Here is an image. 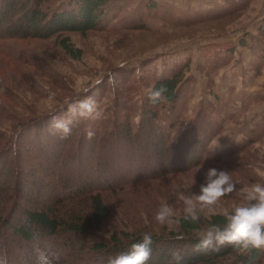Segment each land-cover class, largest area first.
<instances>
[{
    "label": "trees",
    "instance_id": "obj_1",
    "mask_svg": "<svg viewBox=\"0 0 264 264\" xmlns=\"http://www.w3.org/2000/svg\"><path fill=\"white\" fill-rule=\"evenodd\" d=\"M130 1L0 0V44L56 38L65 53L78 60L83 53L66 35L107 32L118 25L126 30H145L150 17L171 22V11L163 13L164 7L155 0H142L136 11L126 14ZM243 8L234 7L210 19L229 17ZM196 20L179 23L192 25ZM257 32L249 35L251 40L264 44V20ZM247 41L243 37L239 44L244 47ZM222 46L225 56L219 58L218 52L211 59L214 70L236 50L232 42ZM17 58L12 60L17 62ZM22 63L37 66V62L27 59ZM189 68L190 63L185 62L160 77L143 78L141 85L146 92L140 104L136 98L141 89L130 80L124 94L120 92L123 101H117V110L121 118L111 130L104 124L80 123L66 139L53 134L49 125L53 116L65 115L67 106L21 119L10 112L7 102H12L11 91L0 84V257H6L7 264H38V249L47 256V264H108L109 258L141 242L144 233H150L153 240L146 264H263L264 249L241 253L224 245L219 251L195 250L210 225L226 224L224 213L207 217L201 214L197 223L185 221L182 214L172 230L153 225L131 227L130 223L112 220L114 208L107 195L125 193L224 158L230 160L255 144L254 139H248L228 153L205 161L207 146L220 127L204 124L200 118L195 122L198 125H194V134L171 140L157 121L166 104L171 114L180 116L187 101L184 84ZM110 78H114L112 83ZM117 78L107 77V87H103V80L96 89L114 90ZM161 86L167 88L166 100L153 103L149 93ZM58 88L68 87L62 82ZM6 120L13 124L11 135L2 130ZM175 125L173 122L171 128ZM88 129L95 133L91 140L86 137ZM234 167L235 172L240 168ZM233 194L237 195L229 196ZM240 198L243 200V196ZM177 252L179 261L173 257Z\"/></svg>",
    "mask_w": 264,
    "mask_h": 264
},
{
    "label": "rangeland",
    "instance_id": "obj_2",
    "mask_svg": "<svg viewBox=\"0 0 264 264\" xmlns=\"http://www.w3.org/2000/svg\"><path fill=\"white\" fill-rule=\"evenodd\" d=\"M141 1L131 0L124 12L133 13ZM155 1L164 7L163 13L171 11L169 17L173 24L150 17L145 30H126L118 25L107 32L66 35L83 53L78 60L66 54L59 44L60 39L56 38L1 43L0 84L11 91L12 102H7L9 110L21 119L32 114L45 115L58 106L62 108L68 103L92 97L103 116L99 120L80 123L88 126L104 124L111 130L121 118L117 101L118 104L123 101L120 92L124 94V87L130 80L141 89L136 98L140 104L146 92L141 85L143 78L160 77L189 62L188 82L184 84L187 101L180 116L171 114L169 104H166L157 121L171 140L188 138L200 118L204 124L213 123V126L220 127L217 136L207 146L205 161L228 153L233 146L243 145L248 139L256 142L230 160L224 158L185 173L171 174L125 193L107 195L114 208V222L130 223L131 227L135 224L138 227L153 225L172 230L175 223L159 224L154 219L156 211L168 203L176 211L175 219L184 214L178 194L198 193L210 168L229 172L238 190L256 183L264 184V44L252 41L249 36L257 35L264 20V0ZM243 6L232 16L210 19ZM192 18L197 19L192 25L179 23ZM243 37L248 40L244 47L239 44ZM231 42L236 50L214 70L211 59L218 52H221L219 58L225 56L222 45ZM251 54L255 59L249 60ZM15 56L20 62L14 61ZM24 59L37 62V66L23 64ZM121 63L125 67L121 68ZM112 75L118 77L114 90L96 89L101 81H105L103 87H107L108 82L104 79ZM62 82L67 90L58 88ZM89 91L94 94L87 96ZM53 93L55 101L49 104L48 97ZM134 122L137 123L138 118ZM173 122L176 125L172 129ZM2 126L6 134L13 133V124L9 120ZM235 165L240 167L237 172ZM233 193L237 195L221 199L215 213H230L234 206L243 203L240 198L243 194Z\"/></svg>",
    "mask_w": 264,
    "mask_h": 264
},
{
    "label": "clouds",
    "instance_id": "obj_3",
    "mask_svg": "<svg viewBox=\"0 0 264 264\" xmlns=\"http://www.w3.org/2000/svg\"><path fill=\"white\" fill-rule=\"evenodd\" d=\"M121 68L125 64L119 65ZM114 78H110V83ZM167 88L149 93V99L153 103L166 100ZM55 94L48 97L49 104L54 103ZM103 116L97 102L92 97L68 103L67 112L63 117L53 116L49 130L59 133L61 139L71 135L73 127L83 120H99ZM95 133L86 130L87 139L91 140ZM238 192L243 194L244 203L234 206L230 213H225L226 224H212L203 231L200 242L196 245V251L219 249L224 245H231L235 250L246 253L252 249H264V184L256 183L247 188L237 189L229 172L210 168L206 173L205 183L200 185L198 193L185 194L180 192L178 200L183 203V219L192 223L200 220L201 213L215 214L216 207L223 197ZM176 211L168 203L162 204L154 219L161 225H171L176 222ZM153 244L150 233H144L142 241L134 243L130 250L121 252L109 258L108 264H146L151 258V246ZM174 259H181L179 253H173ZM47 256L41 250H37L38 264H47ZM0 264H7L6 257H0Z\"/></svg>",
    "mask_w": 264,
    "mask_h": 264
},
{
    "label": "crops",
    "instance_id": "obj_4",
    "mask_svg": "<svg viewBox=\"0 0 264 264\" xmlns=\"http://www.w3.org/2000/svg\"><path fill=\"white\" fill-rule=\"evenodd\" d=\"M251 57H250V59L249 60H253V59H255V56L254 55H250ZM258 77V76H257Z\"/></svg>",
    "mask_w": 264,
    "mask_h": 264
}]
</instances>
